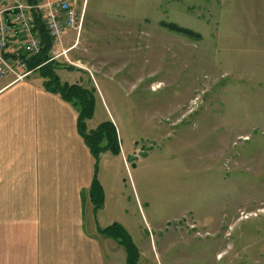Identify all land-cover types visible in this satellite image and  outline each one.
Returning <instances> with one entry per match:
<instances>
[{
	"label": "rangeland",
	"instance_id": "rangeland-1",
	"mask_svg": "<svg viewBox=\"0 0 264 264\" xmlns=\"http://www.w3.org/2000/svg\"><path fill=\"white\" fill-rule=\"evenodd\" d=\"M81 1H71L80 31L64 33V54L33 77L95 88L87 128L115 125L120 153L101 152L95 169V225H122L137 264H264V81L233 72L219 38L231 27L240 47L230 52L245 58L249 28L264 41L263 2L246 22L242 0ZM124 262L119 246L108 264Z\"/></svg>",
	"mask_w": 264,
	"mask_h": 264
},
{
	"label": "crops",
	"instance_id": "crops-1",
	"mask_svg": "<svg viewBox=\"0 0 264 264\" xmlns=\"http://www.w3.org/2000/svg\"><path fill=\"white\" fill-rule=\"evenodd\" d=\"M242 1L245 21L254 22L259 0ZM231 23L241 26L238 18ZM223 29L233 72H256L264 81V50L255 55L250 47L257 41L264 49L261 32L247 31L244 58L230 52L240 47L235 32ZM33 74L0 78V264H108L120 245L93 221V160L77 132L76 110Z\"/></svg>",
	"mask_w": 264,
	"mask_h": 264
},
{
	"label": "built area",
	"instance_id": "built-area-1",
	"mask_svg": "<svg viewBox=\"0 0 264 264\" xmlns=\"http://www.w3.org/2000/svg\"><path fill=\"white\" fill-rule=\"evenodd\" d=\"M35 18L50 40L52 61L64 54L58 52L64 33L80 31L83 11L77 13L68 0H0V78L17 82L31 74L27 62L44 47Z\"/></svg>",
	"mask_w": 264,
	"mask_h": 264
},
{
	"label": "trees",
	"instance_id": "trees-1",
	"mask_svg": "<svg viewBox=\"0 0 264 264\" xmlns=\"http://www.w3.org/2000/svg\"><path fill=\"white\" fill-rule=\"evenodd\" d=\"M36 31L40 36L44 47L38 54L29 58L27 68L35 71L47 69V66L54 63V60L48 61V50L50 40L40 24V19L35 18ZM164 28L178 34H182L189 39L199 40L200 35L191 29L181 27L175 23H160ZM47 61V62H46ZM46 62V63H45ZM67 68H74L67 65ZM78 70L77 68H75ZM49 80L45 82V86L53 93L58 94L63 100L70 103L76 110V129L87 147L93 160V177L89 188V198L93 204L94 210L102 206V188L95 175V169L98 162V157L101 152L111 151L113 153H120V146L118 142V135L115 125L111 120H105L99 123L95 128L88 129L86 123L92 118L94 114L95 88L81 86L79 84H59L58 79L51 73ZM98 231L105 237L113 239L117 244L122 246L125 250L126 264H137L138 250L132 242L129 234L117 222L104 229L98 227Z\"/></svg>",
	"mask_w": 264,
	"mask_h": 264
},
{
	"label": "water",
	"instance_id": "water-1",
	"mask_svg": "<svg viewBox=\"0 0 264 264\" xmlns=\"http://www.w3.org/2000/svg\"><path fill=\"white\" fill-rule=\"evenodd\" d=\"M138 156H140V157H143V156H145V152L144 151H140L139 153H138ZM136 155H130L128 158H127V161L128 162H132L133 160H135L136 159Z\"/></svg>",
	"mask_w": 264,
	"mask_h": 264
}]
</instances>
